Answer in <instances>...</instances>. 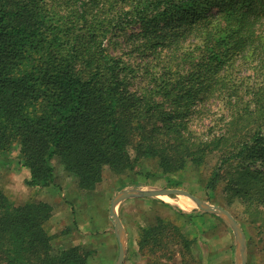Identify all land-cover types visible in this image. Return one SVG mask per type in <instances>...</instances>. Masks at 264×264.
Returning <instances> with one entry per match:
<instances>
[{"label":"trees","instance_id":"obj_1","mask_svg":"<svg viewBox=\"0 0 264 264\" xmlns=\"http://www.w3.org/2000/svg\"><path fill=\"white\" fill-rule=\"evenodd\" d=\"M122 36L129 48L112 54ZM188 39L199 53L174 70ZM241 59L264 79V0H0V156L18 151L30 187L56 185V162L87 193L105 169L124 175L155 159L170 175L218 153L206 188L223 184L264 239V82L233 86ZM217 95L233 116L197 134L194 114ZM53 212L44 200L14 204L0 185V264H89L94 249L55 247ZM173 229L166 246L183 237L178 227L142 228L140 249Z\"/></svg>","mask_w":264,"mask_h":264},{"label":"rangeland","instance_id":"obj_2","mask_svg":"<svg viewBox=\"0 0 264 264\" xmlns=\"http://www.w3.org/2000/svg\"><path fill=\"white\" fill-rule=\"evenodd\" d=\"M127 41L128 37L124 36L115 39L109 45V51L112 54H121L129 48ZM197 42L198 39L187 40L182 47L185 55L174 61L179 65H171L174 70L189 67L187 56L192 55L190 52L196 56L200 50L197 48L200 46ZM136 60L141 61L140 58ZM252 67L251 61L239 60L231 72L234 78L231 84L256 86L264 82L263 77L255 73ZM220 97L223 95L214 96L198 107V113H195L191 120L197 134H217L227 126L234 110ZM241 98L244 103L252 97H249L246 90ZM240 103L242 104L241 101ZM217 155L218 153L209 155L200 166L188 163L170 175H165L159 170L155 159L142 160L135 171L124 175H116L105 169L102 182L95 190L87 193L78 190L77 179L69 176L60 164L54 162V189L57 192L53 193L50 188H33L26 184L30 172L19 163L18 151H14L8 158L0 156V185L14 204H21L29 199L40 200L43 196L52 199L54 212L48 227L53 235V244L55 247L82 244L94 249L89 264H117L119 241L111 207L118 195L134 189L168 188L179 189V192L172 195L148 196L147 200L131 197L116 205L115 212L123 225L125 257L122 264H167L165 259L168 257H178L180 261L179 249L186 253V259L194 261L195 258L197 264H242L243 253L245 264H264V239L259 232L258 223L250 219L240 201L236 200L231 205L225 202L223 184L215 190L206 188L205 184ZM79 196H83L86 201L83 203L79 199L81 203H76ZM66 198H72L71 202L76 204V207L67 204ZM181 198L190 200L193 206H181ZM197 199L208 206L219 208L218 211L206 210L200 206ZM220 208L229 212L240 225L243 244L236 228L220 213ZM160 218L173 227H178L183 237L177 239L176 244L171 241L166 246V239L176 232V229L172 232L168 230L161 246L155 247L154 243L149 241L144 249H139L138 234L140 235L141 229L157 224ZM182 238L191 240L189 250L184 248L185 242Z\"/></svg>","mask_w":264,"mask_h":264},{"label":"water","instance_id":"obj_3","mask_svg":"<svg viewBox=\"0 0 264 264\" xmlns=\"http://www.w3.org/2000/svg\"><path fill=\"white\" fill-rule=\"evenodd\" d=\"M179 192V189H153V190H141V189H134V190H130V191H126L124 193H122L121 195H118L112 202V207H111V214L115 219V225L117 227V238L119 241V258L117 261V264H122L124 261V257H125V245H124V239H123V225L121 223V220L119 219V217L117 216V213L115 212V207L117 202H119L120 200H122L123 198L129 197V196H148V195H161V194H166V195H172V194H176ZM200 206L204 207L206 210L208 211H212V212H216L218 211L219 208L216 207H212V206H208L206 204H204L202 201L198 200ZM220 213L223 214L236 228L237 232L240 235V241L243 244V232L241 231L242 229L240 228V225L237 223V221L231 216V214L229 212H227L224 209L220 208ZM240 252V250H239ZM244 261V262H243ZM242 264H245V256L243 253V260H242Z\"/></svg>","mask_w":264,"mask_h":264},{"label":"crops","instance_id":"obj_4","mask_svg":"<svg viewBox=\"0 0 264 264\" xmlns=\"http://www.w3.org/2000/svg\"><path fill=\"white\" fill-rule=\"evenodd\" d=\"M30 172V171H29ZM43 188H47V190H48V188H50V190H51V192H53V193H56L57 191L54 189V185H51V186H47V187H43ZM79 190V189H78ZM79 192V191H78ZM64 196V198H65V194L63 195ZM148 196H157V195H148ZM148 196H139V195H137V196H129V197H126V198H123L122 200H120L119 202H122L123 200H128V199H131V197H133V198H139V199H141V200H147V198H148ZM114 198V197H113ZM81 200V202H85L86 201V199H84V197L83 196H79V198H78V201H76V203H81L80 202V200ZM40 200H44V201H47V202H52V199H47V198H45L44 196L43 197H41L40 198ZM67 200V201H66ZM65 201H66V203L67 204H69V205H71V206H75L74 204H72V202L71 201H73V199L72 198H66L65 199ZM119 202H117V204L119 203ZM116 204V205H117ZM76 207V206H75ZM138 236H139V234H138ZM138 245H139V243H138ZM139 249H140V247H139ZM179 255H180V261H181V254L179 253ZM165 261H167L168 263L167 264H179L180 263V261H179V259H178V257H168L167 259H165ZM146 262H147V260H146Z\"/></svg>","mask_w":264,"mask_h":264},{"label":"bare ground","instance_id":"obj_5","mask_svg":"<svg viewBox=\"0 0 264 264\" xmlns=\"http://www.w3.org/2000/svg\"><path fill=\"white\" fill-rule=\"evenodd\" d=\"M164 196H166V195H164ZM179 203L183 207H192L193 206V203L186 198H181Z\"/></svg>","mask_w":264,"mask_h":264}]
</instances>
